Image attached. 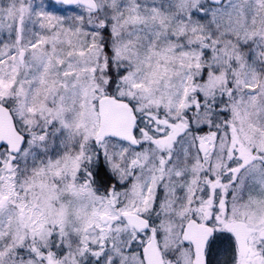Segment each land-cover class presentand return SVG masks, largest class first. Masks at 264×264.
Listing matches in <instances>:
<instances>
[{
	"label": "snow or ice",
	"instance_id": "1",
	"mask_svg": "<svg viewBox=\"0 0 264 264\" xmlns=\"http://www.w3.org/2000/svg\"><path fill=\"white\" fill-rule=\"evenodd\" d=\"M0 264H264V0H0Z\"/></svg>",
	"mask_w": 264,
	"mask_h": 264
}]
</instances>
